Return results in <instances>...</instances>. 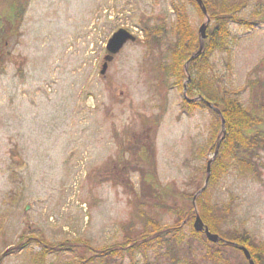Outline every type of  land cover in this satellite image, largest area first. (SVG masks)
<instances>
[{"label":"rangeland","instance_id":"obj_1","mask_svg":"<svg viewBox=\"0 0 264 264\" xmlns=\"http://www.w3.org/2000/svg\"><path fill=\"white\" fill-rule=\"evenodd\" d=\"M17 1L0 0V264H87L137 238L147 217L171 227L180 210V233L164 230L136 264H246L227 240L219 262L206 258L189 239L191 218L209 187L218 211L212 223L264 246V146L250 157L254 172L238 157L210 184L211 143L224 137L223 128L211 109L183 112L185 89L160 72L175 39L173 5L185 8L197 35L206 18L188 0ZM262 6L248 0L239 16L253 21ZM143 25L159 31L145 40ZM120 28L136 41L102 77L105 45ZM229 29V49L212 57V70L247 105L251 87L264 88V22ZM143 177L159 200L142 195ZM130 263L127 253L93 262Z\"/></svg>","mask_w":264,"mask_h":264},{"label":"trees","instance_id":"obj_2","mask_svg":"<svg viewBox=\"0 0 264 264\" xmlns=\"http://www.w3.org/2000/svg\"><path fill=\"white\" fill-rule=\"evenodd\" d=\"M188 1L204 18L197 3L193 0ZM212 1L214 2L212 3ZM14 2L17 3L18 1L14 0ZM203 2L213 25L207 28V37L204 40L202 52L190 61L191 56L199 48V37L191 28L186 17L185 8L182 5H173L175 17L172 30L175 39L174 43L170 46V62L166 65H161L160 72L168 78H172L177 89L181 91L185 89L186 97L183 95L180 105L183 112L189 114L195 108L211 109L208 104L220 112V115H218L211 109L215 119L218 121L217 128H223L225 134L222 139H219L218 154L213 162L209 177V183L215 185L221 175L223 164L225 165L228 160L238 159L239 157L238 161L243 168L255 171L250 157L256 150L264 146V137L259 134L260 127H264V91H262L264 88L262 85L257 87L258 84L250 86L252 98L247 105L243 104L241 91L228 88L222 84L221 79L217 78L216 73L212 70L211 59L217 52L228 51L231 33L229 25L235 23L247 29L254 28L260 22H264V6L255 11L252 21L239 16L240 11L247 5L248 0H203ZM13 8L16 10L15 6ZM15 14V17H18V10H16ZM258 17L260 20L257 19ZM145 22L148 23L149 21L145 20ZM141 29L145 40H148L151 34L156 35L159 31L157 28L150 27V25H143ZM188 77L190 78L189 81L184 84ZM189 98H197L198 102L190 101ZM214 143L215 141L211 143V148H214V145L216 146ZM121 171L123 172L124 169L121 168ZM145 179L143 177L141 182L142 195L150 199L155 198L157 195V199L159 200L161 195L157 192V189L152 187V181L148 184ZM208 188L202 190L199 195L198 211L203 223L209 228L210 232L217 233L223 240L238 243L237 245L239 246H245L249 250L255 264H264V257H262L264 246L260 248L249 236L238 235V233L229 236L227 233L221 232L215 223H212L213 217L215 214H218V211L216 207L210 204ZM137 211L139 214H142L140 207L137 208ZM178 213L179 217L171 227L161 226V223L156 221V218L147 217L144 221V231L135 234L137 238L134 240L130 237L125 238L120 244V250L110 252L106 250L95 256H89L87 264H93L95 259H98V262L110 261L115 258L117 260L123 253H127L129 259H131L130 264H136L135 256L139 254L143 255L145 260H147V252L151 244L154 241L159 242L162 239L161 233L164 230H168L167 234H172L173 237H176L180 233L181 224L185 220V217L181 214V210ZM135 217L138 219L142 218L140 215H136ZM191 219L192 226L189 239L201 244L205 249L204 255L206 258L211 259L214 263L219 262L222 259L220 250L222 242L211 243L203 232H195L193 229L194 217ZM41 244L44 245L42 246L43 252L41 255L45 256L46 247L44 241H41Z\"/></svg>","mask_w":264,"mask_h":264},{"label":"water","instance_id":"obj_3","mask_svg":"<svg viewBox=\"0 0 264 264\" xmlns=\"http://www.w3.org/2000/svg\"><path fill=\"white\" fill-rule=\"evenodd\" d=\"M194 1L198 4L201 12L206 16L207 20L198 29L199 49L191 57L190 61L195 56L199 55L200 52L203 49L204 40L207 37L206 31H207V26H208V22H209V17L207 15V10H206V7H205L203 1L202 0H194ZM134 41H135V37L133 35H131L125 29H119L118 31H116L111 36V38L108 40V42L106 44V50H107L108 53L104 57V63L102 64V67H101V70H100V75L101 76L104 77L106 75L107 70H108V64L113 61L114 56L117 55L122 50L124 45L126 43H128V42H134ZM208 106H210L218 115H220V112H219L218 109L212 107L210 104H208ZM222 127H223V121H222ZM219 144H220V141L216 145L213 157H216V155L218 154ZM211 163H212V161H209L208 165H207V168H206V172L208 174V177H209V171H210ZM208 177H207V179H208ZM193 228H194V230L196 232H203L205 234V236L207 237L208 241H210L211 243H218L219 240H220V237L217 234H214V233L210 232V230L203 223V221L201 220V218H200V216L198 214H195V216H194ZM237 247L239 248L240 251H242L245 259L248 262V264H255L254 261L251 258L250 253L248 252V250L245 247H243V246H237Z\"/></svg>","mask_w":264,"mask_h":264}]
</instances>
